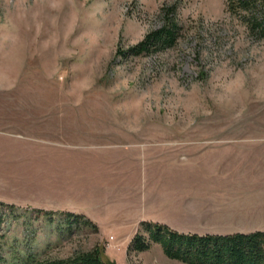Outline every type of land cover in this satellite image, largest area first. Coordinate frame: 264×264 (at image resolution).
Returning a JSON list of instances; mask_svg holds the SVG:
<instances>
[{
    "label": "rangeland",
    "instance_id": "374dc122",
    "mask_svg": "<svg viewBox=\"0 0 264 264\" xmlns=\"http://www.w3.org/2000/svg\"><path fill=\"white\" fill-rule=\"evenodd\" d=\"M225 1L0 0V264L97 245L116 264H187L156 242L128 251L138 230L64 223L66 211L102 213L114 196L137 208L173 184L181 200L204 198L181 212L264 228V38ZM173 3L177 43L130 52ZM201 217L186 225L212 223Z\"/></svg>",
    "mask_w": 264,
    "mask_h": 264
},
{
    "label": "trees",
    "instance_id": "16d2710c",
    "mask_svg": "<svg viewBox=\"0 0 264 264\" xmlns=\"http://www.w3.org/2000/svg\"><path fill=\"white\" fill-rule=\"evenodd\" d=\"M178 4L163 5L164 24L148 32L130 52L140 54L174 46L183 34L184 24L177 17ZM225 12L239 18L246 30L260 33L264 38V0H226ZM127 51H125L126 53ZM129 52V51H128ZM50 215L52 213L46 212ZM68 227L75 224L93 227L97 225L86 215L71 211L63 213ZM161 244L165 255L187 264H264V230L230 234H197L180 232L167 224L143 221L128 251L141 252ZM30 258V257H29ZM27 264H116L97 245L86 251H76L67 257H34Z\"/></svg>",
    "mask_w": 264,
    "mask_h": 264
},
{
    "label": "crops",
    "instance_id": "0c3cea01",
    "mask_svg": "<svg viewBox=\"0 0 264 264\" xmlns=\"http://www.w3.org/2000/svg\"><path fill=\"white\" fill-rule=\"evenodd\" d=\"M143 157V159L141 158ZM181 156L178 155V159L176 160V163L180 165L182 159ZM148 159V156H146L143 151L140 150L137 151V153L134 155H131V163H137L135 164V169H138V171H134L135 174L141 177L140 185L144 186L143 184H146L147 178H146V165H143L146 163ZM119 161V160H118ZM177 173V171L174 172V174ZM148 174V173H147ZM138 179H140L138 177ZM145 182H142V181ZM147 186V185H146ZM196 185H194L192 188L194 189ZM180 184L167 186L158 190V194L154 195L151 199H142L143 195H139L138 200L141 203V206H138L137 208L133 207V200L135 197H129L123 196L118 197L114 196V201L110 202V205L102 209V213L95 211V213H92L91 210L84 209L80 210L82 214H85L86 216H89V218L92 220H95L100 225V230H103V226H110L112 229L109 231L115 232V231H126L130 230L131 232H136L140 224L143 221H150V222H158V223H164L172 227L173 229L185 232V233H191V232H197L200 234L204 233H210V234H230V233H236V232H253L257 230H264V228H246L244 226H223L221 227L220 224H218L216 221L221 220V218H231L234 216H230L231 214L223 213L222 216L219 213H212V214H199L195 210H189L187 213L181 212V201H190L193 199V201H198V199H204L201 196H197L196 194L192 195H186L182 200L180 199L177 192L180 191ZM145 188L141 187V191L144 192ZM162 192V193H161ZM142 193V192H141ZM212 196V195H211ZM112 199V198H111ZM220 199V198H219ZM221 202L220 204L223 206L229 205L228 200L224 195L221 196ZM225 200V201H224ZM224 201V202H223ZM138 203V204H140ZM100 208V207H98ZM101 209V208H100ZM225 209V208H224ZM101 213L100 215H98ZM244 214L235 215L237 217L243 216ZM101 216V217H100ZM104 216V217H103ZM106 216H108L109 220H106ZM110 216V217H109ZM197 216H202L201 218H212V223H208L207 225H204V227H193L186 225V219L187 218H195ZM225 216V217H224ZM181 217L183 219H181ZM188 220V219H187ZM190 221V220H189ZM103 232V231H102Z\"/></svg>",
    "mask_w": 264,
    "mask_h": 264
}]
</instances>
